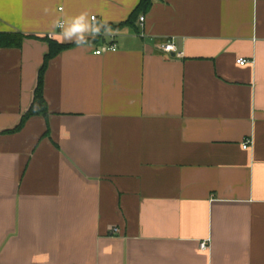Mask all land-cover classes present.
Returning <instances> with one entry per match:
<instances>
[{
	"label": "crops",
	"instance_id": "crops-1",
	"mask_svg": "<svg viewBox=\"0 0 264 264\" xmlns=\"http://www.w3.org/2000/svg\"><path fill=\"white\" fill-rule=\"evenodd\" d=\"M140 1L0 0V264H264V0Z\"/></svg>",
	"mask_w": 264,
	"mask_h": 264
},
{
	"label": "trees",
	"instance_id": "trees-1",
	"mask_svg": "<svg viewBox=\"0 0 264 264\" xmlns=\"http://www.w3.org/2000/svg\"><path fill=\"white\" fill-rule=\"evenodd\" d=\"M159 1L161 0H141L137 8L131 14L130 18L126 22L118 25L116 28H122L127 25L134 26L136 20L142 14L148 13L154 3ZM23 39L24 37L22 35H1L0 46L20 47L22 45ZM43 40H45L49 44V52L46 55L44 64L39 72L38 84L35 90L34 100L30 109L23 115L20 124L16 127V129H14V131L21 130L25 123L32 117L42 116L46 119L49 118V107L44 97L45 73L52 59L58 56L61 52L76 46L75 44H61L57 41L50 40L49 38H44Z\"/></svg>",
	"mask_w": 264,
	"mask_h": 264
},
{
	"label": "clouds",
	"instance_id": "clouds-1",
	"mask_svg": "<svg viewBox=\"0 0 264 264\" xmlns=\"http://www.w3.org/2000/svg\"><path fill=\"white\" fill-rule=\"evenodd\" d=\"M53 27H59L61 29L59 35L62 39L58 42H68L81 47L89 45L102 34H114L108 21H97L95 17H89L86 12L67 20H58L54 22Z\"/></svg>",
	"mask_w": 264,
	"mask_h": 264
},
{
	"label": "built area",
	"instance_id": "built-area-1",
	"mask_svg": "<svg viewBox=\"0 0 264 264\" xmlns=\"http://www.w3.org/2000/svg\"><path fill=\"white\" fill-rule=\"evenodd\" d=\"M144 20H145V18H141V19H140L141 22H144ZM161 49H162V51H163L165 54H167V55H169V56L172 55V54H176V55H178L179 57L181 56L180 53L178 54L177 47H176V45L173 44V43H167V44H165V45H162ZM108 51H116V45L105 46V47H103L102 49L96 51V54H97V55H101V54L106 53V52H108ZM248 62H249V61L246 60V59H240V60L238 61V64H239V65H242V66H245L246 64H248ZM251 143H252L251 140H246L245 143L243 144V149H245V150L249 149L250 146H251ZM114 233H118V229H114ZM202 247L205 249V248L207 247V245H206V244H203Z\"/></svg>",
	"mask_w": 264,
	"mask_h": 264
}]
</instances>
